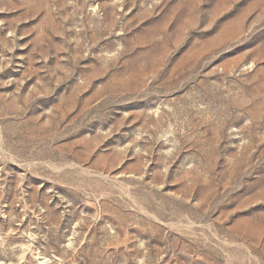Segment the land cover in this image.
I'll return each instance as SVG.
<instances>
[{
    "label": "rangeland",
    "instance_id": "obj_1",
    "mask_svg": "<svg viewBox=\"0 0 264 264\" xmlns=\"http://www.w3.org/2000/svg\"><path fill=\"white\" fill-rule=\"evenodd\" d=\"M0 264H264V0H0Z\"/></svg>",
    "mask_w": 264,
    "mask_h": 264
}]
</instances>
